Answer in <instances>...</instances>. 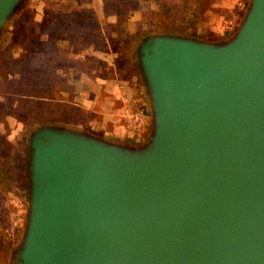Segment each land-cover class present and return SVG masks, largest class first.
Wrapping results in <instances>:
<instances>
[{"label": "water", "instance_id": "water-1", "mask_svg": "<svg viewBox=\"0 0 264 264\" xmlns=\"http://www.w3.org/2000/svg\"><path fill=\"white\" fill-rule=\"evenodd\" d=\"M24 0H0V36ZM148 129L30 137L15 264H264V0L226 37H144Z\"/></svg>", "mask_w": 264, "mask_h": 264}, {"label": "rangeland", "instance_id": "rangeland-1", "mask_svg": "<svg viewBox=\"0 0 264 264\" xmlns=\"http://www.w3.org/2000/svg\"><path fill=\"white\" fill-rule=\"evenodd\" d=\"M164 1L172 11H162L156 0H24L1 31L2 42L21 37L12 43L17 56L0 49V264L16 263L28 223L31 134L45 125L96 131L65 119L91 102L92 83L102 79L119 91L128 89L130 99L123 100L129 136L144 133L148 99L139 69L140 41L170 32L226 37L250 2L189 0L183 9L176 5L179 0ZM126 78L127 88L121 82ZM138 109L144 110L145 121L136 133L129 118Z\"/></svg>", "mask_w": 264, "mask_h": 264}, {"label": "crops", "instance_id": "crops-1", "mask_svg": "<svg viewBox=\"0 0 264 264\" xmlns=\"http://www.w3.org/2000/svg\"><path fill=\"white\" fill-rule=\"evenodd\" d=\"M7 37V40L3 42L0 38V49H7L10 53H14V55L17 56L18 54L15 52L12 43L20 39L21 35ZM50 56L51 53L46 51L45 57ZM0 73H4V71H0ZM121 82H124L126 88L129 84L131 85L128 78ZM92 88L94 92L92 99H90L91 102H87L86 105L84 104L81 108H78L76 112L80 110L79 113L70 112V116L65 120L83 122L90 128L108 135L121 137L129 136L132 131L126 126V119L124 117L128 110V108H126L128 106L127 102L124 100L130 99V93L127 91L128 89L123 91L117 90L109 79L93 82ZM112 90H114V93H112ZM138 99L141 98L139 97Z\"/></svg>", "mask_w": 264, "mask_h": 264}, {"label": "built area", "instance_id": "built-area-1", "mask_svg": "<svg viewBox=\"0 0 264 264\" xmlns=\"http://www.w3.org/2000/svg\"><path fill=\"white\" fill-rule=\"evenodd\" d=\"M145 121V114L143 109H138L135 112H131L129 118V125L137 133L143 128V123Z\"/></svg>", "mask_w": 264, "mask_h": 264}, {"label": "trees", "instance_id": "trees-1", "mask_svg": "<svg viewBox=\"0 0 264 264\" xmlns=\"http://www.w3.org/2000/svg\"><path fill=\"white\" fill-rule=\"evenodd\" d=\"M157 1V5L158 7L162 10V11H166V12H170L173 9V6H170L168 8H164L165 6H169V2L168 1H164V0H156ZM188 2L189 0H179L176 5L177 7L181 6L183 9H187L188 8Z\"/></svg>", "mask_w": 264, "mask_h": 264}]
</instances>
